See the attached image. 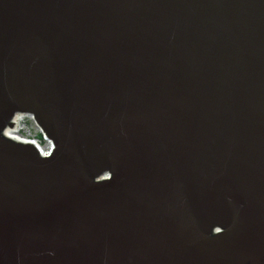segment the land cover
Returning a JSON list of instances; mask_svg holds the SVG:
<instances>
[{
    "label": "water",
    "instance_id": "95a60500",
    "mask_svg": "<svg viewBox=\"0 0 264 264\" xmlns=\"http://www.w3.org/2000/svg\"><path fill=\"white\" fill-rule=\"evenodd\" d=\"M0 264H264V0H0Z\"/></svg>",
    "mask_w": 264,
    "mask_h": 264
},
{
    "label": "bare ground",
    "instance_id": "6f19581e",
    "mask_svg": "<svg viewBox=\"0 0 264 264\" xmlns=\"http://www.w3.org/2000/svg\"><path fill=\"white\" fill-rule=\"evenodd\" d=\"M26 117H30V118H33V115L32 114H28V113H21V112H18L15 114V116L13 117V124L12 126H8L7 127V134L15 141H25V142H30L32 141L34 143H36L37 141L35 140H30L29 139H23L20 135V131L22 129L21 127V123L23 122L22 120ZM38 143V142H37ZM49 144V143H48ZM41 146V145H40ZM50 146V144H49ZM42 149V151L45 153L47 150L43 147H40Z\"/></svg>",
    "mask_w": 264,
    "mask_h": 264
},
{
    "label": "rangeland",
    "instance_id": "374dc122",
    "mask_svg": "<svg viewBox=\"0 0 264 264\" xmlns=\"http://www.w3.org/2000/svg\"><path fill=\"white\" fill-rule=\"evenodd\" d=\"M25 124H27L28 126L30 125L32 127V129L30 130H24V131H20V135L22 136H29V137H37L40 140V144L43 148L47 149L49 147L48 145V141L40 136V132H39V128L37 127V125L33 122L34 120L30 117H26L22 120Z\"/></svg>",
    "mask_w": 264,
    "mask_h": 264
}]
</instances>
